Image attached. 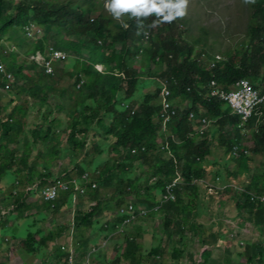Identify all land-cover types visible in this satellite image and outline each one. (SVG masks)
Wrapping results in <instances>:
<instances>
[{"label": "trees", "instance_id": "1", "mask_svg": "<svg viewBox=\"0 0 264 264\" xmlns=\"http://www.w3.org/2000/svg\"><path fill=\"white\" fill-rule=\"evenodd\" d=\"M246 4L249 10L242 14L246 17L245 44L218 60L208 38L189 39L190 28L178 18L156 23L160 29L154 32L155 17L144 28L134 22L126 24L123 15L122 22L113 18L104 0H0V57L19 82L10 90L9 104H0V190L6 178L14 177L10 194L1 203L10 202L6 209L15 207L20 220L32 219L27 214L33 206L55 213L72 205L75 196L70 192H63L56 202L41 199V206L26 202L27 187L49 186V179L57 177L51 167H59L64 180L74 186L86 175L92 181L87 199L98 205L87 212L79 210L76 227L99 229L113 237L110 245L120 240L113 234H127L124 250L113 260L107 255L102 264H145L144 260L176 264L186 255L191 264H199L188 252V241L197 239L205 250L200 264H264V242H245L240 240L242 234L229 237L235 252L229 247L214 258L212 250L228 237L202 223L215 216L207 203L210 197L220 195L236 205L244 223L264 235V203L253 202L251 195H264V117L257 129L253 124L257 117L250 122L253 142L243 146L248 153L241 151L236 157L234 147L240 146L242 138L240 118L212 95L230 91L243 78L264 91V0H246ZM33 24L46 32L27 45L26 54L45 52L49 46L68 51L71 57L60 62V74L25 72L27 64L20 53L4 44L7 38L23 48L26 39L17 33ZM100 64L106 66L105 71H100ZM67 76L77 78L71 89L61 86ZM9 81L0 65V86L7 88ZM164 89L170 92L177 112L166 125L163 116L169 113L160 103ZM52 95L63 102H56ZM192 113L213 121L204 136L197 131L198 122L190 119ZM219 148L227 157L225 163L235 160L240 165V172L233 173L236 179L249 177L242 190L235 186L202 189L193 184L210 180L208 166L220 165ZM178 178L185 185L177 189L176 201L158 203ZM103 190H112V197L103 200ZM187 200L190 203L185 204ZM133 202L139 222L161 221V229L153 232L167 246L145 252L140 240L155 234L142 226L135 230L137 221L126 225L130 214H121ZM143 211L146 216H140ZM187 233H192V239H187ZM29 234L23 247L30 254L57 238L55 233L44 237L35 230ZM79 247L88 255L90 240L83 239ZM58 258L68 264L69 249L61 247Z\"/></svg>", "mask_w": 264, "mask_h": 264}, {"label": "rangeland", "instance_id": "2", "mask_svg": "<svg viewBox=\"0 0 264 264\" xmlns=\"http://www.w3.org/2000/svg\"><path fill=\"white\" fill-rule=\"evenodd\" d=\"M104 2H105V0H104ZM188 5H189V8H191V10H186L187 13L184 17L188 18V19L190 18L193 22V26L197 25L195 30L188 34L191 36V39L192 38L197 39L199 37L204 36V33L201 31V29L202 28L206 29L207 35L205 37L208 38L209 45L214 46L212 48V50L214 51L213 54L214 55L218 54L220 56H223L225 53H230L235 48L237 49L243 45L244 40L246 38L245 32H244L246 30V17H243L242 14L244 12H246L248 10V8L246 6H244L241 3V1L238 0L237 2L235 1L233 3L230 0H207L206 2L205 1H202V2L198 1L197 2V0H188ZM188 12L190 13V15ZM17 34H21L25 39L23 32L19 31ZM4 42L6 43V45L8 47H12L11 49H14L15 51L20 53L21 61L23 63L27 64L25 72H30V71H32V72H43V69H41L42 67L39 64L36 65L35 62H33L32 60H29V59H31L30 57L28 58V56H26L24 54L25 50H20V49L14 48V45H13L14 43H11V41H9V40H5ZM29 43L32 44L33 41L31 40ZM29 43H27V45H30ZM20 51H22V53ZM61 66H62L61 64L57 65V73H59V74L61 72L59 67H61ZM76 81H77V78H75V77L71 78V77L67 76L65 78V82L61 86L66 87L68 89H71L76 84ZM18 83H17V81L15 82V87L18 85ZM21 83L24 84L25 81L20 82V85H22ZM151 90L154 91L152 89V87H151ZM11 99L12 98H11L10 93L7 90H5L4 88H0V104L3 106H6L7 104H9ZM52 99L55 100L56 102H59V103H62L64 100V99H62L58 96H54V95H52ZM21 100H23V96H22ZM135 100L137 101V98ZM86 141L89 142L88 146L90 147V142H91L90 139L88 138ZM241 141H242V143H245V145H251L253 142L252 134H250V132H248L246 135L242 134ZM11 147H14V145H12ZM218 153H219L218 156L220 158V165L218 167L219 168L226 167L224 169V171L222 172V174L225 177L224 180H225L226 184H224V186H222V187H226L225 185H229V186L232 185V186L238 187L239 190H242L243 184L244 183L246 184L247 180H249V177L247 175H244L241 177H237V179L234 178V174L239 173L241 170L240 165L235 160H229L226 162V166H224L225 161L223 159H225L227 157H225L224 152L222 151L221 148L218 149ZM262 161L264 162V158L262 159ZM59 166H61V165H59ZM218 167H215V166L209 167V170L212 172V175H214L216 170L219 169ZM51 170H52V172H54L55 176H57L55 178H60V179L64 178V176H62V174L59 173L60 172L59 167L58 168L51 167ZM52 181H53V179H52ZM77 181H78V179H77ZM217 181H218L217 176H213L212 183L217 182ZM3 183H4V186L7 185V182H5V180ZM218 186L221 187V185H218ZM205 188L206 187H204L202 189H205ZM211 193H213V192H211ZM112 194H113L112 190L111 191L110 190H108V191L103 190L101 198L103 200L106 198H110V197H112ZM86 198H89V194H87V196L83 199H86ZM221 198L222 197L220 195L215 197V199L210 197L211 206L214 204V201L216 199L218 201V200H221ZM75 200L77 201V204H79V200H80L79 197H76ZM188 203H190V200L185 201V204H188ZM81 204H84V203L82 202ZM88 204H91V205L88 206L87 208L85 206H83L81 211H83V212L90 211L94 206L98 205L96 202H88ZM4 210H6V208L3 209V211ZM220 211H221L222 218H225V219L220 218V220H226L229 216V213L231 214V212L237 218L236 220H240V218L237 216V213H236V211H237L236 205L232 202H229V205H224L223 207H220ZM229 211H231V212H229ZM76 212H78L77 209H71L66 214L65 213H63V214L65 216H67L65 219L68 220L71 217H74L76 215ZM58 216L59 215H57V217ZM217 219L218 218L216 217L214 222L215 221L217 222ZM139 221L140 220H138L137 224H136V226L138 228H140V226H142L143 228L147 229L150 234L156 235V236L154 235V237H152V238L150 236H146V238H148L149 240L145 239V238L143 240H140V243L145 245V252H150V250L152 248H155V247L160 246L163 248L164 246H167L168 243H166V241L161 242L159 237L157 238V234L153 232V230L156 228L161 229L162 225H161L160 220L150 221L148 223H145L146 225L141 224L142 222H139ZM212 223L210 222L207 225L210 226ZM25 225L27 227L26 230H28V229L31 230L33 228V222L30 221L29 219L26 220ZM247 226L248 225L245 224L243 227L247 228ZM235 227L233 229H235ZM137 231H139V230H137ZM1 232H3V231L1 230ZM129 232H131V231L129 230ZM257 232L259 234H244L243 241L254 242V243L259 242V241L264 242V235H261L262 232L259 230H257ZM149 233H147V234H149ZM94 234H97V233H94ZM4 235H5L4 232L1 233V236H4ZM102 235L104 236V234H102ZM126 235L127 234H125V232L120 234L119 235L120 236L119 242H117V243L115 242L112 245L108 244L110 242V239L108 241L105 240L106 242L102 243V241H104V238H100V237L94 238V236H93L90 239L91 252L92 253L89 254L91 256V259H92V264L104 263V261H106V259H107V255H108V259H110V260L115 259V257L117 256V252L119 250H124V248H125L126 244H125L124 240H125ZM240 235L241 234H239V236ZM82 236H84V235L80 234V237H82ZM87 236H88V234H87ZM241 236H240V239H241ZM106 239H108V238H106ZM188 245H189L188 252L192 253L195 256L198 263L200 264L202 253H204L205 250L202 249V246L199 243V241H195V243L188 241ZM220 252L215 253L214 258L218 257ZM76 260L78 262L77 256H76ZM144 261H145V264H152V262H150V261H147V260H144ZM161 264H169V261L168 260H161ZM176 264H191V263L189 262V257H187V255H186L185 257L182 258V260L181 259L178 260Z\"/></svg>", "mask_w": 264, "mask_h": 264}, {"label": "crops", "instance_id": "3", "mask_svg": "<svg viewBox=\"0 0 264 264\" xmlns=\"http://www.w3.org/2000/svg\"><path fill=\"white\" fill-rule=\"evenodd\" d=\"M216 172L218 174H222L218 170H216ZM214 175L216 176V174ZM219 176L222 177L221 175ZM13 178L14 177H8L5 179V182H7L6 186H4V183L2 184V187H4V189L0 190V215H3V209L7 208L6 206L10 203L9 202L5 205L2 204L1 201H3L6 197L9 196L11 188L10 186L12 185V183H14ZM212 178L213 176L211 175L210 179ZM224 184L226 183L223 181L222 177L220 185L224 186ZM40 188V186L37 188L36 193L34 192L35 189L31 190L32 193H25V199L27 204L41 206L42 200ZM82 202L84 204H81ZM88 202L90 201L87 198H80L79 204H77V201L74 200V203L72 205H68L64 207L61 211L55 213L52 211H43L37 209L36 206H33V209L30 210L27 214L33 216L30 220L33 222V228L31 230H35V233L43 232L44 237H49L51 234L54 233L57 236L55 241L50 242L46 247L40 249V252H38L37 254H30L23 247L24 243L29 238V233L31 231L29 229L26 230V219L20 220L16 211H8L5 217H0V264H64V262L58 258V251L61 247L68 248L69 253L71 255H75L78 257V262L80 264L84 263L90 256L89 254H91L92 252H90L88 255H84L81 252L79 244L83 242V239L90 240L93 236L94 238L100 237L104 238V241H102V243H104L105 240H107L106 238L108 237L107 235L103 236L99 229L92 232V230L87 229L85 227H82L80 229L76 227V215L78 212H76V215L74 217H71L68 220L65 219L67 216H65L63 213L66 214L71 209H77V211H81L83 206L87 208L91 205L88 204ZM229 202L231 201L228 197H225L223 199L221 198V200L218 201L216 199L212 206L210 201L207 202L209 207H211L212 209L211 213L215 214V216L212 218H207L206 221H203L202 223L206 226L208 230L211 229L214 232H226V235L228 237L226 240H221L219 244L214 247V249L212 250L214 255L215 253H219L220 251L224 252L227 248H231L234 246V244L229 239L230 234L234 231H236V234H242V240L244 234H259L256 228L250 223H244V221L240 217V220H236L237 218L231 211H229L231 212V214L229 213V216L226 220H220V218H222L220 207H223L224 205H229ZM57 215L59 216L57 217ZM216 217L218 218L217 222H214ZM210 222L213 223L208 226L207 224ZM245 224L248 225L247 228L243 227ZM234 227L235 229H233ZM134 228L135 230L139 229L137 226H135ZM1 230L5 233L4 236H1V233H3L1 232ZM80 234H83L84 236L80 237ZM188 237L192 239V233H187V239H189ZM198 240L199 239H197L196 241ZM115 242L117 243L119 242V240H115Z\"/></svg>", "mask_w": 264, "mask_h": 264}, {"label": "clouds", "instance_id": "4", "mask_svg": "<svg viewBox=\"0 0 264 264\" xmlns=\"http://www.w3.org/2000/svg\"><path fill=\"white\" fill-rule=\"evenodd\" d=\"M198 1L202 2L201 0H197V2ZM230 1H232L234 3L235 1L237 2L238 0H230ZM239 1H241V3L244 6H246L248 8V10H249L248 5L246 4V0H239ZM105 9L109 13H111L113 18L119 19L122 22V20H123L122 15H123L128 20V22L126 24H129V22H134L135 25H139L142 28H144L146 24L151 23L153 21L152 17H151V16H153L156 19V20L154 19L153 23H151V26H152L154 32H156V31H158L160 29L159 24L172 23L173 21L177 20V18L180 20L181 23L182 22H186V25L190 28L191 32H193L195 30V28L197 27V25L193 26V22H192V20L190 18L188 19V18L184 17L186 15V13H187L186 10H191V8H189V5H188V0H105ZM189 15H190V13H189ZM156 23H159V24H156ZM126 26L127 25H125V27ZM201 31L204 33V36H202V37H205V33L207 35V30L202 28ZM45 32H46L45 28L39 26L38 24H33L31 27L27 28L26 31L24 32V36H25V39H26L25 40V46L23 48H18L15 44H13V45H14V48H17V49H20V50H25L24 54L26 56H28V58L29 57L31 58L29 60H32L33 62H35L36 65L39 64L42 67L41 69H43V71H45L47 74L57 75V65L60 64V62H62L64 60L70 59V57H71V55H70V53L68 51L57 49L54 46H49L46 49L45 52L38 51L35 54H30V55L26 54L27 43H29L31 40L34 43ZM148 37H150V33H148L147 39H148ZM188 38L191 39V36H189ZM5 40H8V39L6 38ZM11 43H13V42H11ZM33 43L32 44L29 43V44L33 45ZM4 44L6 45L5 42H4ZM247 44L248 43L246 42V45ZM8 48L10 50H14V49H11L12 47H8ZM54 50L55 51L64 52L66 54V57H63L61 59H53ZM20 52L22 53V51H20ZM220 57H223V56H220V55L217 54L218 60L221 59ZM44 59H48V60H52L53 61V68H54L53 72L49 71V67H48V65H47V63L45 62ZM0 65H1V71H2V66L5 67L6 71L5 72L2 71V72L6 73L8 78H9V80H10L7 88H4L5 90H7L10 93V90L14 87L13 85H15L16 78H15L14 74H12V73H10L8 71L7 66H5L3 64V62L1 61V57H0ZM99 69H100V71H105L106 70V66L103 65V64H100ZM9 75H12L13 78H10ZM244 80L247 81L253 87V89L257 90L261 95H264V91H262L261 89L256 87L251 80L246 79V78L238 80V82L230 89V91H228V92L215 91V92H213L212 95L213 96H219L220 99H222L224 102H226V104L230 107V111H231L232 115H235V116L240 118V121H241L240 122V126L242 128V134L246 135L248 132H250V134L252 132V134H253V131L251 130V128H249V124H250V122H252L254 120V118L257 117V121L255 123H253L254 126H256L255 129H257V127L259 126L260 122L262 121V119L264 117L263 116L264 115V110H263L264 102L262 104H260L259 112L257 114L253 115L249 120L244 121L242 119V117L240 115H238L233 110L232 105L223 98V94H227V93H229L231 91H234V90L238 89L239 88V85H238L239 82L244 81ZM0 88H2V87L0 86ZM169 98H170V92L168 90L164 89L162 91V93H161V101H160V103L162 105V108H164V111H168V113H169V115L163 116L165 125H166V123L170 122L172 120V118L177 113L175 108H172V105L170 103V99ZM137 99L139 100V98H137ZM190 119L196 120L198 122L197 131H198V133L201 136H204L208 132L211 124H213V121L209 120L206 117L198 118L196 113L195 114L192 113L190 115ZM204 121H206V123H204ZM243 146H245V143H242V141H241L240 146L234 147V155L236 157H240L242 155L241 151H244V153H248L249 152V150L247 148L243 147ZM224 166H226V163L224 164ZM209 167H211V166H208V171H209V174H210V177H211L212 172L209 170ZM215 167H218V166H215ZM225 168L226 167H223V168H219L217 170L222 173ZM215 174H216V176L218 178L217 182H213L212 183V179H210L207 182H203V183H198V182L195 181L193 184L194 185H198V186H200L202 188L209 187V188H212V189L213 188L226 189V188H229L230 186H232V185H230V186L227 185L226 187H222V186L219 187L218 185H220L222 177H223V181L224 182H225V180H224L225 177H224L223 174H218L217 172H215ZM219 175H221L222 177H220ZM212 176H215V175H212ZM64 179H65V176H64V178H62V180H64ZM182 182H183L182 186H184L185 183H184V181H182ZM36 185H38V187H39V185L41 186V184L38 183V184L31 185L29 187H34ZM89 185L90 184L85 185L86 188ZM29 187H27L26 192H30L31 191V190L28 191ZM37 188H35V189H37ZM236 188L238 189V187H236ZM41 190H42V188H40V191ZM87 190H88L87 191V194H88V192L90 190L89 189H87ZM87 194L83 195V196H77V195H74V196H75V199H76V197H79V199H80V198H85L87 196ZM251 195H252L253 202L264 203L262 201V199L264 198V195H256V193H251ZM41 199H42V195H41ZM159 201H160V199H159ZM159 201H158V203H159ZM132 204L134 205L135 203L133 202ZM13 208L12 209H6V210H7V212L8 211H15V207H13ZM6 214H3V216L6 215ZM138 220L139 219H137L136 221H138ZM117 235H120V234H113L114 237H116ZM231 237H232V239H234L235 237H238V234H236V231H234L233 233L230 234V238ZM111 238H113V237H108L107 241L109 239L111 240ZM236 244H238V243H236ZM233 247L236 248L235 245ZM233 247H231V248H233ZM89 257H91V256H89ZM88 258H87V260H88Z\"/></svg>", "mask_w": 264, "mask_h": 264}, {"label": "built area", "instance_id": "5", "mask_svg": "<svg viewBox=\"0 0 264 264\" xmlns=\"http://www.w3.org/2000/svg\"><path fill=\"white\" fill-rule=\"evenodd\" d=\"M66 57V54L61 51H55L53 53V59H61ZM49 67V71L53 72V61L44 59ZM2 71H6L5 67L2 66ZM10 78H13L12 75H9ZM239 88L231 91L227 94H223V98L232 105L233 110L242 117L244 121L249 120L253 115L259 112V106L264 102V95H261L257 90L253 89V87L247 81L239 82ZM168 107V106H167ZM206 123V121H204ZM81 182V183H80ZM84 183V185H82ZM90 176H84V181H75V186L69 182H66L60 178H55L53 181L49 179V186L42 188L41 195L42 199L45 202H56L60 199V195L63 192H70L77 196H83L87 194V188L85 185L91 184ZM183 182L181 178L176 179L172 184H170L166 192L161 196L159 203L166 204L171 201H176V191L177 189H181ZM38 185L34 187H29L28 191L37 188ZM97 185H94V188H97ZM264 202V198L262 199ZM14 209V208H13ZM7 210L3 211V214H6ZM129 213L130 217L125 222L126 225L133 223L140 217L135 214V206L130 204L128 210L125 209L121 211V214ZM147 212L143 211L140 216H146ZM123 232V231H121ZM96 252V251H95ZM68 264H80L77 262L75 255H72ZM82 264H92L91 257Z\"/></svg>", "mask_w": 264, "mask_h": 264}, {"label": "water", "instance_id": "6", "mask_svg": "<svg viewBox=\"0 0 264 264\" xmlns=\"http://www.w3.org/2000/svg\"><path fill=\"white\" fill-rule=\"evenodd\" d=\"M232 251H233V252L235 251V247L232 248Z\"/></svg>", "mask_w": 264, "mask_h": 264}]
</instances>
